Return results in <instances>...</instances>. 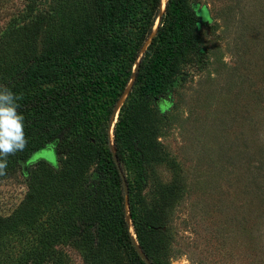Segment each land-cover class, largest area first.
I'll return each instance as SVG.
<instances>
[{"label": "rangeland", "instance_id": "1", "mask_svg": "<svg viewBox=\"0 0 264 264\" xmlns=\"http://www.w3.org/2000/svg\"><path fill=\"white\" fill-rule=\"evenodd\" d=\"M160 4L161 0L162 14ZM186 4L199 17L190 32L196 51L187 49L177 62L168 79L174 85L161 112L151 98L122 96L107 128L108 151L115 153L112 130L122 105L125 113L127 106L128 118L143 127L142 141L134 127L133 147L140 149L141 143L146 159L130 160L129 145L121 139L124 154L119 166L127 199L131 196L144 209L164 212L165 242L159 260L264 264V0ZM77 9L76 0H0V35L36 18L48 20L47 28H58L78 14ZM155 24L156 20L152 30ZM92 142L95 159L81 172L83 183L70 193L66 209V204L53 208L58 206L57 196L43 186L51 183L53 174L60 193L59 172L67 167L64 155L52 151L55 167L46 160L26 166L20 162L0 177V217H13L27 194L31 199L25 204L34 213L29 250L15 239L20 224L12 221L11 231L0 239V264H83L82 252L67 242L62 222L85 214L81 193L96 194L91 186L102 168L97 155L101 141L95 137ZM120 191L123 220L132 234L121 186ZM170 196L172 203H166ZM105 199L98 192L86 212L95 215ZM112 251L118 262L114 258L111 264H130L125 249Z\"/></svg>", "mask_w": 264, "mask_h": 264}, {"label": "trees", "instance_id": "2", "mask_svg": "<svg viewBox=\"0 0 264 264\" xmlns=\"http://www.w3.org/2000/svg\"><path fill=\"white\" fill-rule=\"evenodd\" d=\"M165 2L159 15L160 0H76L78 14L69 22L61 21L58 28H47L48 20L36 18L0 35V88L9 89L20 98L17 112L24 117L27 140L23 151L8 157L6 172L33 152L51 145L54 154L66 157L67 167L65 173L59 172L60 193L53 174L51 183L43 186L50 195L57 196L58 206L53 208L60 209L78 183H83L81 172L88 162L95 159L92 141L95 137L101 141L97 155L102 168L91 186L96 194L90 197L81 193L80 207L85 214L62 222L67 242L82 252L83 264H111L114 258L118 262L117 255H111L118 248L126 250L130 264H145L136 253L123 220L121 182L108 151L107 124L138 58L126 96L136 93L141 100L151 98L158 105L168 99L174 85L168 79L177 62L187 49H197L190 32L196 29L199 17L186 0ZM158 16L155 33L139 56ZM166 104L163 101L154 106L161 112ZM122 108L123 105L112 130L116 159L119 163L123 158L121 139H125L128 158L145 160L143 145L138 143L140 149L135 150L132 144L134 127L139 128L140 141L143 127L128 118L127 106L126 113ZM41 162L38 160L36 165ZM98 192L106 196L105 203L95 215H89L87 208ZM27 198L31 199L27 194L13 217H0V239H4L7 230L11 231L12 221L19 222L15 239L21 248L29 250L34 213L25 204ZM173 199L170 196L165 201L172 203ZM136 203L137 199L128 196L126 208L135 242L151 264H165L159 260L165 242L161 231L164 212L144 209Z\"/></svg>", "mask_w": 264, "mask_h": 264}, {"label": "clouds", "instance_id": "3", "mask_svg": "<svg viewBox=\"0 0 264 264\" xmlns=\"http://www.w3.org/2000/svg\"><path fill=\"white\" fill-rule=\"evenodd\" d=\"M18 99L11 90L0 88V176L6 174L8 157L23 151L27 146L24 117L17 112Z\"/></svg>", "mask_w": 264, "mask_h": 264}, {"label": "water", "instance_id": "4", "mask_svg": "<svg viewBox=\"0 0 264 264\" xmlns=\"http://www.w3.org/2000/svg\"><path fill=\"white\" fill-rule=\"evenodd\" d=\"M165 4V3H164ZM162 10H164V5H163V8ZM161 15V14H159ZM158 22H159V16L156 18V24H155V27L154 29L152 30V32L150 33L148 39L146 40V42L144 43V46L142 48L145 49L146 45L149 43L150 39L153 37L154 33H155V30H156V27L158 25ZM137 70V63L133 65V68H132V76H131V79L130 81L128 82L127 84V87L125 88L122 96H126L127 94V91L130 87V84H131V81L134 77V73L136 72ZM122 96L120 97V99L122 98ZM120 99L115 103V105L113 106L112 108V111L110 113V116H109V119H108V124H107V128L109 129L111 126H112V122L114 121V117L116 115V112L119 108V101ZM166 103L168 102V99L167 98H164V100ZM163 101H160V103H163ZM160 103H158V105H160ZM154 104L156 106L157 105V101H154ZM52 153V148H51V145H47L45 147H43L42 149H39L35 152H33L32 154H30L28 156V158H26L25 160H23L21 163L23 164V166H26L30 163H34V162H37L38 160H46L47 162H49V164L53 165V156L51 155ZM111 155V159L114 163V166L116 168V171L119 175V178H120V182H121V188H122V193L124 195V198L126 199V202H127V184H126V180H125V177L120 169V166H119V163L116 159V155L114 152H111L110 153ZM127 219H129V216L127 214ZM130 234V233H129ZM131 236V242H132V245L136 251V253L138 254L139 258L145 263V264H151L150 261L148 260V258H146V256L140 251V249L138 248L136 242H135V239H134V235L133 233L130 234Z\"/></svg>", "mask_w": 264, "mask_h": 264}, {"label": "bare ground", "instance_id": "5", "mask_svg": "<svg viewBox=\"0 0 264 264\" xmlns=\"http://www.w3.org/2000/svg\"><path fill=\"white\" fill-rule=\"evenodd\" d=\"M166 3V2H165ZM163 5H164V0H161V4H160V9L162 10L163 8ZM122 102V101H121Z\"/></svg>", "mask_w": 264, "mask_h": 264}]
</instances>
